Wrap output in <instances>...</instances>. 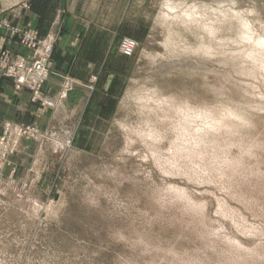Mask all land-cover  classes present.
Instances as JSON below:
<instances>
[{"label": "rangeland", "instance_id": "374dc122", "mask_svg": "<svg viewBox=\"0 0 264 264\" xmlns=\"http://www.w3.org/2000/svg\"><path fill=\"white\" fill-rule=\"evenodd\" d=\"M114 10L84 117L2 124L37 132L0 147V264H264V0Z\"/></svg>", "mask_w": 264, "mask_h": 264}, {"label": "crops", "instance_id": "0c3cea01", "mask_svg": "<svg viewBox=\"0 0 264 264\" xmlns=\"http://www.w3.org/2000/svg\"><path fill=\"white\" fill-rule=\"evenodd\" d=\"M122 0H28L27 6L0 14V19L36 32L54 35L52 69L43 87L45 105L33 103L29 89H17L0 73V133L5 121L39 123L58 113L83 118L90 104L91 79L103 70L113 47L115 7ZM110 37V43L108 39ZM121 41V39H120ZM29 56L11 31L0 27V50ZM119 56L120 53L118 52ZM74 89L65 93L68 81Z\"/></svg>", "mask_w": 264, "mask_h": 264}, {"label": "built area", "instance_id": "2783aa9c", "mask_svg": "<svg viewBox=\"0 0 264 264\" xmlns=\"http://www.w3.org/2000/svg\"><path fill=\"white\" fill-rule=\"evenodd\" d=\"M14 35L20 38L21 46L30 54L29 56L15 54L10 50L0 52V71L6 78L12 79L18 89H29L33 94V102L43 97V87L48 81L52 69V57L56 46V37L49 35L41 38L36 32H25L18 28L13 29ZM138 43L133 39H124L119 52L124 57H132ZM97 81L93 78V83ZM72 83L68 79L65 93L72 91ZM37 131L32 127L6 123L3 128V137L0 142L2 149L16 147L23 135H32Z\"/></svg>", "mask_w": 264, "mask_h": 264}, {"label": "bare ground", "instance_id": "6f19581e", "mask_svg": "<svg viewBox=\"0 0 264 264\" xmlns=\"http://www.w3.org/2000/svg\"><path fill=\"white\" fill-rule=\"evenodd\" d=\"M167 6H168V4H167ZM169 7H170V5H169ZM180 8V7H179ZM180 11V10H179ZM196 14V13H195ZM215 14V13H214ZM201 15V14H200ZM172 17V16H171ZM195 17V16H194ZM193 17V18H194ZM199 17V16H198ZM164 20V19H163ZM168 21V20H167ZM174 21V20H173ZM190 21V20H189ZM176 22H177V20H176ZM195 25V24H194ZM201 27V26H200ZM214 31V30H213ZM248 35V34H247ZM250 37V36H249ZM244 39V38H243ZM247 41V40H246ZM264 43V42H263ZM253 45V44H252ZM264 51V50H263ZM256 54V53H255ZM259 56V55H258ZM262 58H264V56L262 57ZM255 60V59H254ZM260 62V61H259ZM261 63V62H260ZM263 65V64H262Z\"/></svg>", "mask_w": 264, "mask_h": 264}, {"label": "water", "instance_id": "95a60500", "mask_svg": "<svg viewBox=\"0 0 264 264\" xmlns=\"http://www.w3.org/2000/svg\"><path fill=\"white\" fill-rule=\"evenodd\" d=\"M110 83H111V80H110V81L108 82V84H107V89H108V87H109Z\"/></svg>", "mask_w": 264, "mask_h": 264}]
</instances>
